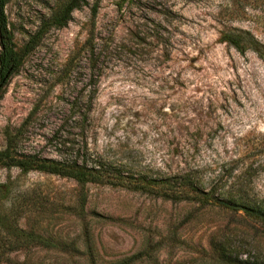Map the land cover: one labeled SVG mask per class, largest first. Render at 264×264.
Instances as JSON below:
<instances>
[{
  "label": "rangeland",
  "instance_id": "1",
  "mask_svg": "<svg viewBox=\"0 0 264 264\" xmlns=\"http://www.w3.org/2000/svg\"><path fill=\"white\" fill-rule=\"evenodd\" d=\"M66 1L5 0L14 52ZM85 2L1 87L0 152L112 181L0 165V264H264V0Z\"/></svg>",
  "mask_w": 264,
  "mask_h": 264
},
{
  "label": "trees",
  "instance_id": "2",
  "mask_svg": "<svg viewBox=\"0 0 264 264\" xmlns=\"http://www.w3.org/2000/svg\"><path fill=\"white\" fill-rule=\"evenodd\" d=\"M5 0H0V89L7 80V78L19 67L21 60L26 55L29 49H32L41 39L42 35L49 29L59 30L64 28L68 21L70 20V15L73 11L78 10L81 6H86L85 0H67L62 4L58 9H56L46 20L42 23L38 31L28 39L27 44L22 48L19 53H15L12 47L11 38L6 29V22L3 16V7ZM96 13L95 4L92 5L90 9L91 17H94ZM219 39L222 43L231 47L234 51L239 54H242L246 50L254 51L257 47L256 41L253 38L244 32L238 31H226L219 34ZM10 142L7 143V146L3 152H0V165L10 166L19 169L21 172H26L29 170H36L39 172L53 174L62 178H67L73 180L76 185L80 188H83L88 183H111L109 178L99 170H92L85 167V164H62L57 162H36L32 159H15L9 153ZM134 189L146 191H155L159 197L169 198L172 193V190H169L171 186H168L166 183H156V184H136ZM179 188L190 189L191 185L186 179H181L178 184ZM173 188V187H172ZM171 188V189H172ZM195 192L193 195L198 196L197 190L193 189ZM177 198L184 197L185 192L177 190L175 192ZM209 194V193H208ZM207 195V194H206ZM205 196V195H204ZM222 203V202H221ZM222 205V204H221ZM236 210H240L245 214L250 216L257 215V212L254 208H248L244 206L243 202H238L234 204ZM244 264V262H240Z\"/></svg>",
  "mask_w": 264,
  "mask_h": 264
}]
</instances>
